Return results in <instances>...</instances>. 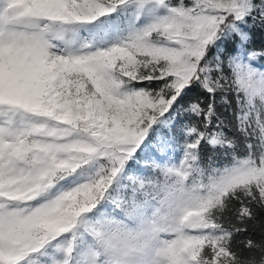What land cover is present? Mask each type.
Masks as SVG:
<instances>
[{
	"label": "snow or ice",
	"instance_id": "snow-or-ice-1",
	"mask_svg": "<svg viewBox=\"0 0 264 264\" xmlns=\"http://www.w3.org/2000/svg\"><path fill=\"white\" fill-rule=\"evenodd\" d=\"M256 33L264 0H0V264H264Z\"/></svg>",
	"mask_w": 264,
	"mask_h": 264
},
{
	"label": "trees",
	"instance_id": "trees-1",
	"mask_svg": "<svg viewBox=\"0 0 264 264\" xmlns=\"http://www.w3.org/2000/svg\"><path fill=\"white\" fill-rule=\"evenodd\" d=\"M254 39L256 41L257 46H259L261 41L264 40V36H261L260 33H256ZM261 63H264V61H261ZM225 115H227V113H225Z\"/></svg>",
	"mask_w": 264,
	"mask_h": 264
}]
</instances>
